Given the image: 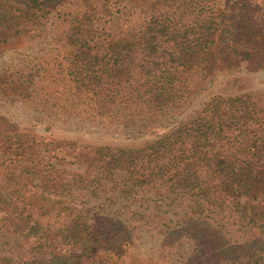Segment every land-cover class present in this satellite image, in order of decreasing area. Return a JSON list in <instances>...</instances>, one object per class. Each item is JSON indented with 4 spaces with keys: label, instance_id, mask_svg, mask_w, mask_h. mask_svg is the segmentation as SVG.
<instances>
[{
    "label": "trees",
    "instance_id": "16d2710c",
    "mask_svg": "<svg viewBox=\"0 0 264 264\" xmlns=\"http://www.w3.org/2000/svg\"><path fill=\"white\" fill-rule=\"evenodd\" d=\"M58 1L0 0V43L28 33ZM73 21L74 48L63 69L70 89L112 114L167 113L188 102L203 74L264 60V17L249 0H99ZM57 148L88 170L79 174L55 165L49 149ZM94 166L105 169L111 193H185L193 212L226 210L254 223L264 216V95H211L140 146L1 130L0 229L11 227L18 244L30 238L41 243L58 219L70 222L76 241L102 232L99 219L82 221L88 208L60 199L75 195V182L95 184ZM41 193H48L45 199ZM31 201L42 218L25 211ZM212 240L206 244L210 264L238 263L239 250L225 253L224 240L217 234ZM0 264L41 262L0 254Z\"/></svg>",
    "mask_w": 264,
    "mask_h": 264
},
{
    "label": "rangeland",
    "instance_id": "374dc122",
    "mask_svg": "<svg viewBox=\"0 0 264 264\" xmlns=\"http://www.w3.org/2000/svg\"><path fill=\"white\" fill-rule=\"evenodd\" d=\"M98 1L59 0L28 33L0 43V131H32L96 145L140 146L188 118L211 95L246 91L264 95V60L253 58L197 76L188 102L164 114H112L90 104L70 89L63 69L74 48L73 20ZM249 1L254 13L264 17V0ZM253 36L259 37L258 29ZM49 153L61 168L76 169L79 174L88 170L86 163L73 162L63 149H49ZM90 168L99 171L97 182H75L71 190L75 195L65 193L60 199L72 198L78 207L88 208L80 214L82 221L99 219L96 227L102 232L76 241L70 222L58 219L56 230L48 229L41 243L30 238L18 244L11 227H5L0 229V254L36 258L41 264H210L212 250L206 244L217 234L224 240L225 253L241 252L237 264H264V216L252 223L246 217L228 216L226 210L193 212L185 193H111L105 169ZM47 194L41 193L44 199ZM31 202L25 211L42 218ZM221 261L217 264H233Z\"/></svg>",
    "mask_w": 264,
    "mask_h": 264
}]
</instances>
